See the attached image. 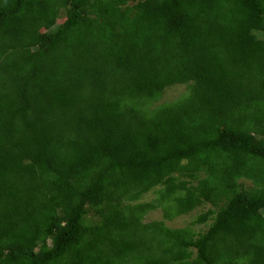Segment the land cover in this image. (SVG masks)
Instances as JSON below:
<instances>
[{
    "label": "trees",
    "instance_id": "16d2710c",
    "mask_svg": "<svg viewBox=\"0 0 264 264\" xmlns=\"http://www.w3.org/2000/svg\"><path fill=\"white\" fill-rule=\"evenodd\" d=\"M0 264H264V0H0Z\"/></svg>",
    "mask_w": 264,
    "mask_h": 264
},
{
    "label": "rangeland",
    "instance_id": "374dc122",
    "mask_svg": "<svg viewBox=\"0 0 264 264\" xmlns=\"http://www.w3.org/2000/svg\"><path fill=\"white\" fill-rule=\"evenodd\" d=\"M61 21V20H60ZM184 87L182 86H178V87H173L168 89L165 93L163 98L161 99V101H168V100H172L175 99L176 97H178V95L183 92ZM156 197V194L154 192L147 194V196L145 195L144 200L148 201V200H152ZM208 205L206 206H201L200 208H197V210L193 211L192 213H190L189 215H185V216H181L176 218L173 221H168V224L172 225V226H184L189 224L190 222H192L193 220L196 219V217L202 212L207 210ZM163 218V213L160 209H157L155 211H151L148 215H147V221L149 220H153V219H161ZM207 225H203L201 226V228H203L204 230L207 229Z\"/></svg>",
    "mask_w": 264,
    "mask_h": 264
}]
</instances>
